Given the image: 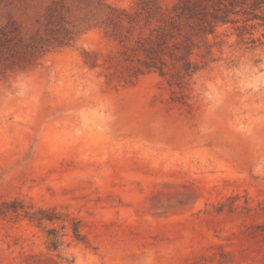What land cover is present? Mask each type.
Returning a JSON list of instances; mask_svg holds the SVG:
<instances>
[{"label":"rangeland","instance_id":"1","mask_svg":"<svg viewBox=\"0 0 264 264\" xmlns=\"http://www.w3.org/2000/svg\"><path fill=\"white\" fill-rule=\"evenodd\" d=\"M142 1L0 0L36 47L0 52V203L59 215H0V264H264V24L237 7L179 88L129 76L156 23L108 17Z\"/></svg>","mask_w":264,"mask_h":264},{"label":"trees","instance_id":"2","mask_svg":"<svg viewBox=\"0 0 264 264\" xmlns=\"http://www.w3.org/2000/svg\"><path fill=\"white\" fill-rule=\"evenodd\" d=\"M242 6L245 9L240 10L247 16L245 22L259 20L264 24V0H178L171 11L166 13L159 12L157 0H143L139 11L134 13L120 11L115 14L116 10L111 9L113 14L108 17V23L114 32L125 24L129 33L135 30L141 18L144 26L155 22L149 34L136 41L133 53L138 55L130 61L136 65L128 69L129 76L136 78L150 71L166 76L170 66L173 69L170 74L174 78L172 84L184 88L185 80L190 79L198 70V66L191 60L194 51L201 47L208 49L207 36L212 35L218 25L234 23L230 16L238 14L240 11H236V8ZM8 27L11 29L6 31ZM13 40L21 42V35L19 28L10 22L0 30V52L8 57L17 56L15 60L18 62L24 60L27 53L23 54L21 50H27L29 46L22 42L13 43ZM9 213L22 214L37 224L59 220L54 210L39 208L30 211L18 199L0 203V215ZM48 234L52 236L49 248L56 250L60 241L53 230L48 231ZM72 235L78 241L83 240L77 225L72 226Z\"/></svg>","mask_w":264,"mask_h":264},{"label":"clouds","instance_id":"3","mask_svg":"<svg viewBox=\"0 0 264 264\" xmlns=\"http://www.w3.org/2000/svg\"><path fill=\"white\" fill-rule=\"evenodd\" d=\"M254 174H255V170H254Z\"/></svg>","mask_w":264,"mask_h":264}]
</instances>
